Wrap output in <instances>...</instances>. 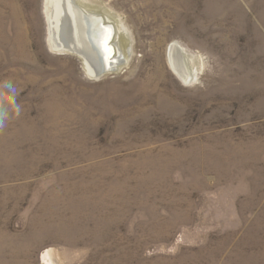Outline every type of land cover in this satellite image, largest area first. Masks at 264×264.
<instances>
[{"label":"rangeland","instance_id":"374dc122","mask_svg":"<svg viewBox=\"0 0 264 264\" xmlns=\"http://www.w3.org/2000/svg\"><path fill=\"white\" fill-rule=\"evenodd\" d=\"M77 1L121 24L116 72L0 0V264H264V0Z\"/></svg>","mask_w":264,"mask_h":264},{"label":"bare ground","instance_id":"6f19581e","mask_svg":"<svg viewBox=\"0 0 264 264\" xmlns=\"http://www.w3.org/2000/svg\"><path fill=\"white\" fill-rule=\"evenodd\" d=\"M45 4L47 44L51 51L79 57L91 79L114 73L125 64L124 57L128 55L130 43L126 35L120 32L118 19L113 18L108 11L88 7L76 0H45ZM98 19L102 25L110 26L112 37L100 27ZM107 54L110 56L109 59L106 57L108 60L105 59ZM108 62L110 69L104 72ZM167 63L182 80L194 79L196 70L190 66L188 55L179 45L172 43L169 46ZM43 258L46 259V254Z\"/></svg>","mask_w":264,"mask_h":264},{"label":"water","instance_id":"95a60500","mask_svg":"<svg viewBox=\"0 0 264 264\" xmlns=\"http://www.w3.org/2000/svg\"><path fill=\"white\" fill-rule=\"evenodd\" d=\"M98 22L100 23V27L102 28V29H106V31L108 32V34H110L111 35V37H112V35H113V30L110 28V26H106V25H102V22H100V20L98 19ZM106 40H107V38H106ZM108 43V42H107ZM106 51H108V48H107V50ZM110 51V50H109ZM106 57L109 59V54H107V56L105 55V59H106ZM108 59H106V60H108ZM105 60V61H106ZM109 69H110V65H109V62L107 63V67L105 68V70H104V72L105 71H109Z\"/></svg>","mask_w":264,"mask_h":264}]
</instances>
